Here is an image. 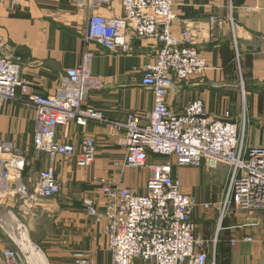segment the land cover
<instances>
[{
    "label": "crops",
    "instance_id": "obj_1",
    "mask_svg": "<svg viewBox=\"0 0 264 264\" xmlns=\"http://www.w3.org/2000/svg\"><path fill=\"white\" fill-rule=\"evenodd\" d=\"M0 0V38L8 57L22 65V78L44 96H52L68 69L81 65L92 54L90 69L101 87L85 101L104 113L107 121H90L79 127H60L56 140L79 144L89 137L96 143L92 166L81 169L74 160L60 158L56 176L61 193L51 199L36 194L40 173L48 156L34 146V108L22 100L4 103L0 114V139L26 156L20 176L6 185L0 181V256L15 250L21 264H76L75 256L88 255L91 264H112L105 223L87 214L84 197L99 192L97 180H113L146 194V184L156 165L166 159L150 155L145 169L119 171L114 164L126 157V148L109 122L124 123L131 113H150L153 92L141 86L144 71L156 58V41L134 43L130 53L111 52L86 40L93 14L122 16L120 0ZM173 34L188 28L208 69L198 77L177 84L168 104L180 114L191 101H204L212 118L239 126L245 147L264 148V0H174ZM211 17L218 25L210 26ZM225 170L218 180L217 168ZM174 168L182 190L195 204V235L207 242L209 264H264V211L252 215L236 212L222 217L221 206L229 181V168ZM102 199L98 206L103 208ZM250 218V223L247 222ZM136 264H145L136 261Z\"/></svg>",
    "mask_w": 264,
    "mask_h": 264
},
{
    "label": "built area",
    "instance_id": "obj_2",
    "mask_svg": "<svg viewBox=\"0 0 264 264\" xmlns=\"http://www.w3.org/2000/svg\"><path fill=\"white\" fill-rule=\"evenodd\" d=\"M120 3V17L91 15L86 40L120 53H130L136 41L149 39L156 41L159 48L154 63L141 79V86L154 94L153 110L131 113L124 123L108 121L113 135L124 131L119 142L126 148V157L114 167L121 172L128 168L145 169L150 155L166 161L153 168L145 195L113 180L100 179L96 181L99 192L84 197V207L96 222L105 223L112 264H209L207 242L195 235L194 201L183 192L174 168H199L203 162L211 168L226 165L230 173L222 217H232L237 211L250 216L264 211V148L245 147L238 123L229 120L228 113L223 120L212 118L200 99L189 102L180 114L170 108L168 98L172 89L208 69L190 29H184L179 36L173 34L174 0ZM209 23L214 28L218 19L211 17ZM5 48L0 38V114L9 100H22L34 108V146L49 159L47 168L40 173L36 194L51 199L62 189L56 176L58 159L74 160L81 169L95 162L93 139L85 137L77 145L62 144L56 135L60 127L70 123L85 128L90 121H107L103 112L84 105L101 82L92 75V54L87 53L80 66L66 71L55 94L44 96L22 78L20 61L8 57ZM25 166L24 152L0 139V181L8 185ZM100 199L103 208L98 206ZM75 259L76 264H91L83 253ZM0 264H21L19 254L12 249L3 251Z\"/></svg>",
    "mask_w": 264,
    "mask_h": 264
},
{
    "label": "rangeland",
    "instance_id": "obj_3",
    "mask_svg": "<svg viewBox=\"0 0 264 264\" xmlns=\"http://www.w3.org/2000/svg\"><path fill=\"white\" fill-rule=\"evenodd\" d=\"M215 172H216V174L218 176V180L222 181L224 176H225V170L222 167L219 166V168H217L215 170Z\"/></svg>",
    "mask_w": 264,
    "mask_h": 264
}]
</instances>
